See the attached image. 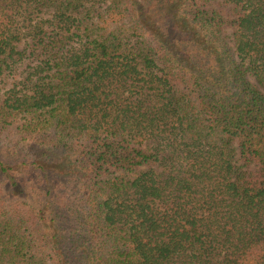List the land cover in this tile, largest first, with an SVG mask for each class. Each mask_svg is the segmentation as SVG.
Wrapping results in <instances>:
<instances>
[{
	"label": "trees",
	"instance_id": "16d2710c",
	"mask_svg": "<svg viewBox=\"0 0 264 264\" xmlns=\"http://www.w3.org/2000/svg\"><path fill=\"white\" fill-rule=\"evenodd\" d=\"M0 264H264V0H0Z\"/></svg>",
	"mask_w": 264,
	"mask_h": 264
}]
</instances>
